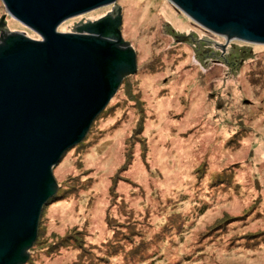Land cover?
Returning a JSON list of instances; mask_svg holds the SVG:
<instances>
[{"label": "rangeland", "instance_id": "374dc122", "mask_svg": "<svg viewBox=\"0 0 264 264\" xmlns=\"http://www.w3.org/2000/svg\"><path fill=\"white\" fill-rule=\"evenodd\" d=\"M118 8L135 72L91 124V143L68 150L52 169L57 190L42 208L24 264H82L90 254L97 264H147L158 256L163 261L153 264H264V44L205 30L168 0H116L57 32L115 19ZM2 19L0 33L39 40L0 0ZM200 165L203 180L232 174L230 187L203 195L193 172ZM69 184L80 185L77 193L58 195ZM173 214L184 218L186 232L154 240ZM225 217L226 232L208 237ZM129 221L139 228L135 239L147 241L142 262L104 247L114 229L124 230L113 225ZM75 234L89 246L82 260L73 244L53 253L54 243Z\"/></svg>", "mask_w": 264, "mask_h": 264}, {"label": "water", "instance_id": "95a60500", "mask_svg": "<svg viewBox=\"0 0 264 264\" xmlns=\"http://www.w3.org/2000/svg\"><path fill=\"white\" fill-rule=\"evenodd\" d=\"M115 1L1 0L7 15L39 40L0 33V264L27 261L42 208L57 190L52 169L135 72L119 8L115 19L57 32L63 22ZM168 1L205 30L264 44V0Z\"/></svg>", "mask_w": 264, "mask_h": 264}, {"label": "trees", "instance_id": "16d2710c", "mask_svg": "<svg viewBox=\"0 0 264 264\" xmlns=\"http://www.w3.org/2000/svg\"><path fill=\"white\" fill-rule=\"evenodd\" d=\"M107 110L109 111L108 106H106V108L104 109L103 112H106ZM103 112L100 115L104 114ZM90 128H89L90 131L88 130V132H87L86 136L84 137V139L82 140V142L79 143L75 147L76 149L77 148H83V147L86 148L91 143L90 139H91L93 132H91ZM205 168L206 167H203L200 165L197 168H195V170L193 171L194 173H196L197 179L202 181V182H199L197 184V186L203 189V192H202L203 195H206L208 192H214L215 193L216 190H224V189H227L228 187H230L229 185L232 182V174H230V173L228 174L225 172H223V173L213 172L210 174L209 179L203 180V177H205V174H207L206 170H204ZM201 183H202V187H201ZM203 184L206 186L203 187ZM79 186L80 185L69 184L68 186H65V188H66L65 193L58 194V195H65V196H67V195L69 196L70 194L75 195L77 193V189L79 188ZM228 220H229V217H225V221L222 220L221 222H215L212 226H210L206 230L205 234L208 235V237H209V235H210V237H213V235L216 234L218 230L221 231L220 233L226 232V230L228 229V227H226L228 225L227 224ZM183 223H185V220L179 214H173L171 216H168L164 225H162L160 227V229L157 233H154V237H153L154 240L162 242L166 238H170L173 236H175V237L181 236L182 233L186 232V228L182 227ZM230 223H232V222H230ZM113 226L114 227L121 226L122 228H124V230L123 229L122 230H115V229L113 230L111 241H108L104 244L106 251H108V253H110L112 255L121 254L123 258L129 259V260L137 259L136 261L139 260L142 262L144 257L147 255V249H148L147 248V241L142 239L141 236H139V238L137 240L135 239V237L137 236L136 233L139 230V228L137 226H135V223L129 221V223L124 222V225L115 224ZM78 235H80V234H78ZM131 236L133 238H131ZM245 237H248V236L244 235L241 238H245ZM63 240L64 239L58 241L59 243H57L56 245L54 243V246H52V248L50 247L52 249L53 253L58 251V250H61V249H69V246L71 244H73V246H76L73 249H77L78 251H80L79 257L82 260L81 257L83 256V254H85L88 251V248H89V246L84 243V240L77 239L76 234L73 235V237H71L69 239V240H72V242L64 243ZM112 241H115V242H112ZM126 241H129L133 244L131 246L130 250L125 248ZM198 255H200V254L195 255V257H198ZM106 257H108V256H106ZM160 257L161 256L153 258L154 260L153 259L150 260L149 262H147V264H153L155 260L156 261H163L162 258H160ZM95 258L96 257H93L90 254V256L83 258L84 261L82 262V264H97V261Z\"/></svg>", "mask_w": 264, "mask_h": 264}, {"label": "bare ground", "instance_id": "6f19581e", "mask_svg": "<svg viewBox=\"0 0 264 264\" xmlns=\"http://www.w3.org/2000/svg\"><path fill=\"white\" fill-rule=\"evenodd\" d=\"M102 112H103V111H102ZM102 112H101V113H102ZM99 115H100V114H99ZM97 117H98V116H97ZM97 117H96V118H97ZM93 122H94V121H93ZM81 142H82V141H81ZM81 142H80V143H81ZM76 146H77V145H76ZM76 146H75V147H76Z\"/></svg>", "mask_w": 264, "mask_h": 264}]
</instances>
